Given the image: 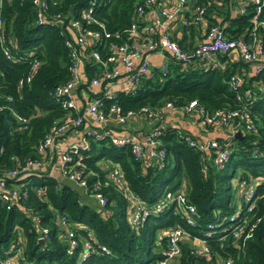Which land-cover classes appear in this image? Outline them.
<instances>
[{
    "label": "trees",
    "instance_id": "trees-1",
    "mask_svg": "<svg viewBox=\"0 0 264 264\" xmlns=\"http://www.w3.org/2000/svg\"><path fill=\"white\" fill-rule=\"evenodd\" d=\"M138 2L140 0H96L92 13L103 21L107 30L122 32L130 24ZM188 2L191 6H204L208 26L219 25L230 38L249 39L251 4L247 3L245 12L239 13L238 0ZM88 3V0H59L48 6V13L60 11L79 17L80 9ZM0 17L4 31L0 39V92L11 97L10 100L0 97V105L7 106L0 109V166L10 167L16 160L38 156L36 145L66 113L51 91L69 75L64 46L68 29L65 19L63 22L51 16H46L44 23H34L31 0H2ZM259 38L264 40V31L259 32ZM10 40H14L16 47ZM175 40L182 46L179 38ZM3 47H7L14 60L4 56ZM26 51L33 54L27 58ZM215 57L219 65H203L199 61L183 66L169 61L165 72L156 71L150 77H141L133 91L117 90L112 99L103 95L100 98L103 110L114 102L121 111H137L141 106L159 107L165 101L177 108L195 100L209 113L243 105L253 116L257 129L242 131L241 138H214L228 150V157L220 168L210 162L214 150L204 154L188 145L184 136L194 137L173 126L159 127L158 140L164 148L160 166L135 158L126 143L114 145L107 138L88 136V147L80 151V161L83 173L91 172L86 176L87 185L99 180L104 205L99 206L95 199L94 202L82 199L70 180L60 181L45 170L34 169L20 179L27 191L24 202L9 209L0 205V257L5 256L4 250L14 243L19 230L28 262L21 264H150L161 257L159 249L166 243L162 232L180 224L189 235L202 240L208 251L195 253L183 240L173 264H216L219 259H229L230 264H264V96L251 87V82L261 74H248L252 62L240 57L233 60L224 52H217ZM32 58L38 59L39 66L30 80L17 88L16 81L29 70ZM93 69L96 70L94 65L84 63L86 79ZM235 73L243 74L245 79L239 86L228 82ZM81 86L86 88V83ZM247 88H251L249 98L243 94ZM237 93L241 94L240 99L236 98ZM8 106L27 117L25 128L18 126ZM110 163L119 167L128 188L146 204L154 202L166 190L183 186L186 199L195 209V223L186 225L170 205L155 215H147L133 227L128 218V201L108 178ZM236 170L239 171L237 177ZM237 178L253 181L258 196L254 213L261 220L248 236L233 238L230 228L223 230V227L228 225L229 216L237 206L243 208L236 190ZM56 215H64L67 225L79 237L87 238L88 232L92 234L93 248L84 258L81 241L71 253L66 252V241L60 236L63 228ZM39 227L46 229L41 241L37 239ZM101 245L107 251L101 250Z\"/></svg>",
    "mask_w": 264,
    "mask_h": 264
},
{
    "label": "built area",
    "instance_id": "built-area-1",
    "mask_svg": "<svg viewBox=\"0 0 264 264\" xmlns=\"http://www.w3.org/2000/svg\"><path fill=\"white\" fill-rule=\"evenodd\" d=\"M58 2L59 0H31L34 8V23H44L47 21L46 16H51L55 20L63 19V22L65 19L67 24L68 32L65 34L64 46L67 53L69 75L63 83L55 85L51 91L54 100L66 110V113L61 122L56 125L53 124L36 145L35 151L38 156H27L22 160H16L15 165L10 167L0 166V205L6 209L20 205L27 197L26 188L23 187L20 179L34 169H43L48 162L47 160L55 155L56 169L59 175L73 182L84 193L94 198L99 206H103L105 197L99 189V180H95L91 186H88L86 176L91 172L83 173L82 168L84 166L80 161L82 157L80 151L88 147V136L95 139L107 138L114 145L126 143L135 158L147 159L160 166L164 157V148L158 140L159 127L150 129L141 139H138L127 134L112 133L106 127V123L113 119L116 123L124 125L135 116L156 119L159 118L164 109H176V107L170 101H165L159 107L141 106L137 111L130 109L121 111L120 107L112 102L107 110H103L100 96L103 95L112 99L117 90L133 91L141 77H150L156 71L165 72L166 64L169 61L180 63L183 66H187L191 62L199 63V61H202L203 65H219L215 57L217 52H224L230 56L232 51L236 49L242 60L252 62L254 65L251 73L261 74L251 82V87L258 89L264 96V40L259 38V32L264 31V0H238L237 9L239 13L245 12L247 3L252 5L248 40L227 37L217 24L208 26L205 22L204 6H191L188 0H172L171 2L140 0L134 6L130 24L122 32L107 30L103 21L92 13V5L95 4L96 0H88V5L80 9L79 17H73L70 14L72 12L71 6L68 7L71 16L62 14L60 11L49 14L48 6ZM147 12L151 13L150 20L143 23ZM181 12L186 13L180 19L182 26L200 22L201 25L203 24V39L189 48L180 46L169 31V22ZM140 22L141 24H138ZM3 37V23L0 17V39ZM10 41L12 46L16 47L14 40ZM2 49L6 58L14 60L7 47ZM32 54V51H26L24 55L28 58ZM154 54L162 56L163 60L157 64L152 63L151 56ZM85 62L96 67L88 79L84 74ZM38 66V59L32 58L29 70L17 79L16 87L20 88L28 82ZM228 82L231 86H239L245 82V79L243 74L235 73L229 77ZM83 83H86V88L81 86ZM81 87L84 88V102L80 106L77 103L76 94ZM243 94L249 98L251 88L245 89ZM1 96L4 95L0 92ZM4 97L6 100L11 99L10 95ZM241 97L240 93L236 94V98L240 99ZM3 107L7 106L0 105V109ZM177 108L186 113L196 112L201 127L220 126L226 128L224 137L227 138L234 137L235 131H239L241 134L242 131L254 132L257 129L253 116L243 105L233 109L220 108L209 113L195 100H189ZM8 109L18 126L25 128L28 121L27 117L16 113L9 106ZM85 118H89L93 126L87 125L83 128L80 140L72 143H60L59 137L83 126ZM184 140L188 145H193L204 154H207L209 150H214L210 162L217 168H220L228 157L227 148H222L221 144L214 138L199 139L184 136ZM109 168V180L118 187L122 196L128 201V218L133 227L138 226L147 215H155L170 205L186 225L195 223L194 206L186 199L181 187L173 191L166 190L154 202L146 204L128 188L117 165L111 164ZM236 190L243 208L237 206L235 212L229 216L228 225L223 227V230L230 228L233 238L248 236L261 220V217L254 213L258 196L255 193L253 181L237 178ZM23 210L32 215V212L27 208ZM55 217L58 224L63 228V234L60 236L66 241V252L71 253L77 243L81 241V256L84 258L93 248L95 240L92 238V234L88 232L87 238H81L67 225L64 215H56ZM37 231V239L43 240L46 229L39 227ZM162 234L166 238V243L159 249L161 257L150 264H173L172 261L181 252L183 240H189L193 243L190 246L195 253L200 254L208 251L202 240L189 235L180 224L170 227ZM15 237L14 243L8 245L4 250L5 256L0 257V264L28 263L23 254L22 237L19 230H17ZM100 249L107 251L103 245L100 246ZM216 264H230V260L219 259Z\"/></svg>",
    "mask_w": 264,
    "mask_h": 264
},
{
    "label": "crops",
    "instance_id": "crops-1",
    "mask_svg": "<svg viewBox=\"0 0 264 264\" xmlns=\"http://www.w3.org/2000/svg\"><path fill=\"white\" fill-rule=\"evenodd\" d=\"M172 0H165V2H171ZM185 12H181L175 16L173 20H171L168 24L169 31L171 36L175 38H179L181 41V44L184 48H189L198 42H200L203 39V24L200 23L197 24H190V26H182L180 19L182 15H184ZM150 12H147L144 16L143 23L150 20ZM205 22L206 18H205ZM229 58L235 60L239 58L238 51L234 49L229 56ZM163 58L160 55L154 54L151 56V62L152 63H159L162 61ZM253 64H250L248 74L253 71ZM83 90L84 88H79L77 90L76 94V100L77 103L81 106L83 104ZM188 114V115H186ZM186 115V116H185ZM196 112H190L185 113L178 108L176 109H169L166 108L162 111L159 118L156 119H149L142 116H135L132 119H129L124 125H120L116 123L113 119H110L106 123V127L115 134H127L134 138L141 139L144 134H146L150 129L154 127H163V126H173L178 128L179 130H182L184 132L190 133L194 138H215V137H223L226 133V128L224 127H212V128H203L198 122ZM93 126L92 122L89 118H85L84 125L76 128L75 130L69 131L65 134H62L59 137L60 143H72V142H78L80 140V136L82 133L83 128L85 126ZM47 165L49 167V174L53 175L58 180H64L63 177H61L56 169V155L51 156L47 160ZM71 182V181H70ZM73 186L77 187L79 190V195L84 200H89L90 202H94V198H92L90 195L84 193L81 188L76 186L73 182H71ZM181 189H183V186H180ZM189 243V245H192L193 243L189 240H184Z\"/></svg>",
    "mask_w": 264,
    "mask_h": 264
},
{
    "label": "rangeland",
    "instance_id": "rangeland-1",
    "mask_svg": "<svg viewBox=\"0 0 264 264\" xmlns=\"http://www.w3.org/2000/svg\"><path fill=\"white\" fill-rule=\"evenodd\" d=\"M186 115H188V114H186ZM186 115H185V116H186ZM42 170H45V171L49 172V167H48V165L45 164V165H44V168H43ZM238 173H239V171L236 170V172H235V177H237Z\"/></svg>",
    "mask_w": 264,
    "mask_h": 264
},
{
    "label": "water",
    "instance_id": "water-1",
    "mask_svg": "<svg viewBox=\"0 0 264 264\" xmlns=\"http://www.w3.org/2000/svg\"><path fill=\"white\" fill-rule=\"evenodd\" d=\"M235 138H241V134L239 133V131H235L234 132V135H233ZM41 241V240H40Z\"/></svg>",
    "mask_w": 264,
    "mask_h": 264
}]
</instances>
